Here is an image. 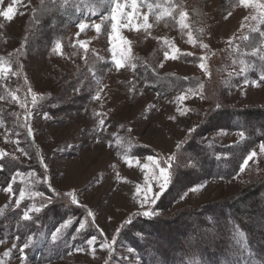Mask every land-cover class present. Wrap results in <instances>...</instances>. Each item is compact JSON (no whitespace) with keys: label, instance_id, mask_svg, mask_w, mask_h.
<instances>
[{"label":"rangeland","instance_id":"obj_1","mask_svg":"<svg viewBox=\"0 0 264 264\" xmlns=\"http://www.w3.org/2000/svg\"><path fill=\"white\" fill-rule=\"evenodd\" d=\"M117 3L126 7L118 21H112ZM136 3L129 20L132 0H0V11L9 5L15 9L11 21L0 16V172L4 159L34 168L16 173L6 189L0 187V223L11 228L9 216L19 208L42 210L47 190L70 200L66 194L75 193V205L92 213L80 222L83 229L77 227L75 249L47 264H105L106 260L141 264L135 250L118 241L117 229L140 210L145 186L155 193L158 185L154 178L146 179L154 171L151 162L131 158L128 151L133 146L151 148L160 156L154 159L167 166L183 138L197 126V115L206 103L202 86L163 97L149 93L137 67L159 77L199 79L205 85L211 77V61L222 57L217 66L225 84L245 79L230 103L264 106V82L247 76L256 72L254 63L246 61L249 55L264 57V0ZM117 22L113 32L112 24ZM80 23L88 25L83 32ZM94 24L101 25L99 31ZM116 59L121 60L119 68ZM49 94L51 98L43 101ZM180 96L185 99L180 101ZM42 101L50 107L41 111ZM70 107L76 109L70 112ZM243 139L240 133L219 131L203 141L227 146ZM260 145L264 144L251 150L257 156L244 172L230 182L196 186L200 190L188 191L174 210L229 198L252 179L263 177ZM36 192L43 196H35ZM40 212L29 211L30 219ZM73 222L66 221L57 238ZM33 238L0 240V264H30L27 249L26 259L19 249ZM102 243L113 246V256Z\"/></svg>","mask_w":264,"mask_h":264},{"label":"trees","instance_id":"obj_2","mask_svg":"<svg viewBox=\"0 0 264 264\" xmlns=\"http://www.w3.org/2000/svg\"><path fill=\"white\" fill-rule=\"evenodd\" d=\"M219 60L222 57L211 61V77L205 85L199 79L159 77L156 72L142 70L143 66L136 68L148 83L144 88L149 93L163 97L197 91L202 86L201 96L206 103L197 115V126L183 138L173 156L171 184L155 204L161 215L136 216L132 224L121 230L118 241L135 250L141 264H264V176L252 179L229 198L174 210L184 196L182 193L190 188L210 181H232L251 150L264 144V106L241 107L230 103V97L245 79L234 78L225 84L223 72L217 66ZM246 61L254 63L256 72H248L247 76L259 79L264 74V57L249 55ZM49 95L43 101L51 98ZM43 101L41 111L50 107ZM217 104L220 106L216 107ZM219 131L243 133L244 139L227 146L203 141ZM128 152L131 158L160 157L143 146H133ZM1 166L2 189L11 184L16 173L34 170L11 159H4ZM46 197L51 202L44 199L43 209L36 217L23 220L24 208H19L9 216L11 228L0 223L1 241H26L34 237L26 250L30 264L55 262L71 253L76 247L73 237L77 227L87 215L84 208L62 194L47 190ZM66 221H74L71 229L53 240L52 233Z\"/></svg>","mask_w":264,"mask_h":264},{"label":"snow or ice","instance_id":"obj_3","mask_svg":"<svg viewBox=\"0 0 264 264\" xmlns=\"http://www.w3.org/2000/svg\"><path fill=\"white\" fill-rule=\"evenodd\" d=\"M123 7H126V5L122 6L119 3H117L115 5V7L112 9V16H111L112 21H118L119 17L122 14ZM131 7H132L133 11H132V14L129 15V20H131L132 16H134L135 13H136V9H137L136 0H132ZM14 12H15V9L11 5H9L7 7L6 11H0V16H3L5 18H7V20L11 21L13 19ZM181 17L183 18V13H181ZM147 19H148V17L144 16L145 26H147ZM93 27L97 31H99L100 28H101V25L100 24H94ZM118 27H119V23L118 22L117 23H113L112 24L113 32H115L118 29ZM86 28H88V25L86 23H80L79 24V29H80L81 32H83ZM81 47H84L83 42H81ZM204 47L206 48L207 45H204ZM57 48H59V45H57ZM115 63H116L118 68L121 67V60L120 59H116ZM201 67H203V65H201ZM3 71H7V69H3ZM241 71H243V69ZM260 79L262 81H264V74H262L260 76ZM178 99L180 101H183L185 99V97L184 96H180ZM219 106H220L219 104L216 105V107H219ZM100 124L103 125L104 121L101 120ZM240 135H241V137H243V133H240ZM259 152L260 153H264V145H260ZM256 156H257L256 152L250 153L247 156V159H244L243 165L240 167L239 171L240 172H244L245 171V167L244 166L248 165L249 161L253 160ZM147 159L151 162V167H152V169L154 171H152L146 179L150 180V179L154 178L155 181H156V184L158 185V191L153 193V189L150 186H147V185L145 186V189H144V193L145 194H144V198L140 202V210L135 212V213H133L128 219H126L124 221V224H122L120 226V228L117 229L118 232L121 231L126 226L132 224L133 219L136 216L153 217V216L161 215V213L156 211V208L153 207V205L156 204V201H158L160 199L162 194L168 189L169 185L171 184V180H172V176H171V167H172L171 160L174 159V158L173 157L169 158V161L167 162V166H161V163L158 160L154 159L153 156H148ZM144 168L148 169L149 165L145 164ZM199 190L200 189L197 188V187H193V188L189 189V191H191V192H197ZM149 193H152V195L149 196L148 195ZM34 195L38 196V197H42L43 193L36 192V193H34ZM66 195L71 197V202L73 204H77V198H76L75 193L69 192ZM182 195H187V192L186 193H182ZM20 198L21 199L24 198V193L23 192L20 193ZM50 202L51 201L49 199L46 203H50ZM16 203H17V205H19L20 200H17ZM146 205H147V210H145V206ZM29 211L40 212L41 208L40 207H33V208L29 209L28 211H25L23 213V219L24 220H29L31 218L29 216ZM87 215L88 216H92V213L88 212ZM62 227H67V225H62ZM79 227L81 229H83L85 227V225L83 223H81ZM60 232H61V228L60 227L56 228L55 232L52 233V239L56 240L57 236H58V234ZM116 239H117V237L114 236L113 237V241L115 242ZM94 240H95V237H93L92 240L89 241V244H92L94 242ZM31 243H32V241L29 239L26 243H24L23 247L19 249L20 253L22 254V259H26V257L23 256V253H24L25 249H27ZM105 246H107L110 256H113L114 255V253L112 251V247L113 246L111 244H108V245H105L103 243L101 244V247H105ZM13 247H16V246L13 245ZM132 251H133L132 249H128L129 253H131ZM105 264H111V260H106Z\"/></svg>","mask_w":264,"mask_h":264}]
</instances>
